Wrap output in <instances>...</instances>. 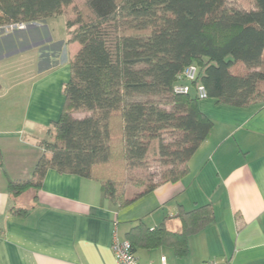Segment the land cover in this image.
Masks as SVG:
<instances>
[{
  "label": "trees",
  "instance_id": "1",
  "mask_svg": "<svg viewBox=\"0 0 264 264\" xmlns=\"http://www.w3.org/2000/svg\"><path fill=\"white\" fill-rule=\"evenodd\" d=\"M237 0H85L73 40L81 48L71 61L60 119L41 142L44 153L29 180L10 181L13 200L38 192L49 169L101 182L118 211L165 183L189 173V161L214 122L200 109L195 88L174 90L190 65L208 99L245 108L264 104V0L248 7ZM75 0H0V27L40 22ZM68 22V29L76 25ZM54 133V134H52ZM162 167L160 180L139 191L135 170L149 158ZM30 209L14 207L15 216ZM182 230L165 222L151 229L142 220L125 239L137 250L171 247L189 253L188 239L215 220L211 204L181 211Z\"/></svg>",
  "mask_w": 264,
  "mask_h": 264
},
{
  "label": "crops",
  "instance_id": "2",
  "mask_svg": "<svg viewBox=\"0 0 264 264\" xmlns=\"http://www.w3.org/2000/svg\"><path fill=\"white\" fill-rule=\"evenodd\" d=\"M59 18L0 27V264H116V224L118 233L125 224L122 239L140 220L151 229L165 222L177 233L181 211L207 204L215 220L189 237L187 256L171 247L140 249V263L264 264V104L235 108L202 100L214 127L189 161V173L121 211L103 198L99 180L56 169L48 170L38 192L13 200L8 184L32 178L81 48ZM24 199L28 205L19 207ZM14 207L30 212L15 216Z\"/></svg>",
  "mask_w": 264,
  "mask_h": 264
},
{
  "label": "built area",
  "instance_id": "3",
  "mask_svg": "<svg viewBox=\"0 0 264 264\" xmlns=\"http://www.w3.org/2000/svg\"><path fill=\"white\" fill-rule=\"evenodd\" d=\"M7 27V26H6ZM18 27L19 29L25 28L24 24L9 25L12 29ZM199 70L195 65L188 66L179 76L177 84L175 85V92L177 94H188L194 88L196 90L199 100L208 99L206 89L202 84H193L198 80ZM111 250L115 256L116 264H141L136 254L133 252L132 245L126 239H122L117 230V224L112 235ZM161 264H166V259L161 258ZM203 264H224L216 261H208Z\"/></svg>",
  "mask_w": 264,
  "mask_h": 264
},
{
  "label": "rangeland",
  "instance_id": "4",
  "mask_svg": "<svg viewBox=\"0 0 264 264\" xmlns=\"http://www.w3.org/2000/svg\"><path fill=\"white\" fill-rule=\"evenodd\" d=\"M85 0H75L74 3L66 6L63 8L62 12L60 15H58L60 18H59V21H60V24H62L63 26H66L68 28V22H74L76 24L77 20H78V9L83 6ZM251 3V0H237V1H232L231 2V6H235V7H239V8H243L244 7H248ZM57 17V16H56ZM65 24V25H64ZM9 27V26H7ZM79 28V25L76 24L74 25L72 28H69L68 29V37L73 40V37H74V34L76 33V31L78 30ZM262 69L264 70V66L262 67ZM192 93H194V90L192 91ZM51 132H54L55 128L52 127L49 129ZM49 130L46 132V137L44 140H49ZM54 134V133H52ZM156 158H149L147 160V163H146V167L143 168V169H137L135 170L134 174H135V177L137 179L140 180V184L138 186H135L133 188H131V186H127L126 187V190H130V191H139V190H142L147 183H153V182H157L160 180V176H161V172L163 170H165L164 167H162V165L159 163V162H156L155 161ZM28 199H24V201H20L18 203V206L19 207H23L28 205ZM168 210H164L163 213H168L167 212ZM163 213H158L159 215H162ZM125 224L122 222L121 223V229H120V233L122 235V227L124 226ZM119 233V234H120Z\"/></svg>",
  "mask_w": 264,
  "mask_h": 264
}]
</instances>
